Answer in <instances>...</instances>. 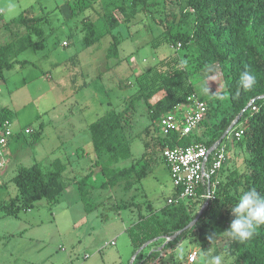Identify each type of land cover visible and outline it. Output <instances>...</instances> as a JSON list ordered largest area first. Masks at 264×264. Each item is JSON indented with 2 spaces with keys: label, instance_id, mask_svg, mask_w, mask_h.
<instances>
[{
  "label": "rangeland",
  "instance_id": "rangeland-1",
  "mask_svg": "<svg viewBox=\"0 0 264 264\" xmlns=\"http://www.w3.org/2000/svg\"><path fill=\"white\" fill-rule=\"evenodd\" d=\"M144 1L147 6L142 8L131 4V0H95L91 8L72 16L68 0H0L1 26L20 14L37 16L43 19L44 33L43 48L21 52L17 60L27 64L14 65L5 71L6 80H0V110L10 109L12 130L18 133L2 150L0 205L18 195L10 180L21 168L37 164L47 172L57 160L66 166L62 173L64 189L55 204L41 199L17 216L4 215L0 210V264H134L137 261L133 260L136 251L129 244L125 228L137 218L138 212L146 213L143 195L158 211L166 204L174 190L170 177L160 153L153 147L147 154L156 165H151L150 174L142 179L137 191L124 190V180L119 186L111 187L107 182L100 186L106 180L99 166H92L95 154L89 127L108 111L123 110L136 92L135 78L175 51L166 43L158 47L150 44L162 33L160 22L169 6L163 0ZM84 22L98 28L100 35L93 44L85 45L88 32ZM187 27L189 20L181 26ZM108 28L110 31L106 33ZM13 32L25 31L18 28ZM10 33L0 29V45L10 40ZM111 35L120 40L115 58L107 57ZM176 51L183 55L180 47ZM187 73L196 97L208 106L224 90L216 65L199 72L190 67ZM219 102L225 107L223 99ZM216 104L212 102L210 107L215 109ZM187 106V102L182 104L183 108ZM148 115L146 105L139 103L132 126L124 130V139L131 143V156L116 167L130 165L145 152V142L152 143L157 135H163L159 122L155 128L145 129L150 124ZM221 117L217 113L207 120V125ZM27 127L33 128L34 134H24ZM203 129L197 127L195 132L200 134ZM36 133L40 136L35 141ZM222 145L227 153L219 174L223 185L234 173L245 172L246 153L244 144L231 137ZM90 170L93 174L88 184L95 188L91 194L95 208L87 213L77 181ZM132 196L140 206L138 210L135 207L119 212L114 209L120 200L129 201ZM163 243V239L150 243L142 250L143 255L159 251ZM223 243L218 238L203 253L194 230L174 250L171 264H187L186 257L192 251L197 252L195 264H206V260L216 255H222L223 264H228L230 259L220 250Z\"/></svg>",
  "mask_w": 264,
  "mask_h": 264
},
{
  "label": "trees",
  "instance_id": "trees-1",
  "mask_svg": "<svg viewBox=\"0 0 264 264\" xmlns=\"http://www.w3.org/2000/svg\"><path fill=\"white\" fill-rule=\"evenodd\" d=\"M94 1L68 0V10L74 16L91 8ZM162 3L169 6L160 22L163 31L150 44L158 47L166 43L175 51L135 78L136 92L123 110H110L90 125V138L95 154L92 166H99L100 173L106 180L100 186L107 185L106 182L111 187L119 186L120 181L124 180V190L137 191L142 179L150 174L152 163H155L147 154L149 148L155 147L161 158L165 148L192 144H202L210 148L223 135L232 120L253 100L235 127L243 129L242 137L239 141L233 139L244 144L245 172L240 175L234 173L223 185L219 180L214 201L209 203L191 229L165 243L159 251L147 252L145 255L143 251L139 252L134 264H171L174 250L194 230L203 253L208 251L213 241L221 238L224 243L220 250L230 259L228 264H264V226H260L254 236L244 243L223 235L233 219L230 209L237 203L242 191L255 188L264 195V97L259 98L264 96V0H163ZM131 4L142 8L147 6L144 0H131ZM187 20L189 27L182 29L181 26ZM42 22V17L20 14L1 26L11 32V38L0 45V80H5V71L11 70L14 65L27 64L26 61L17 60L21 52L28 48L36 51L43 48ZM83 27L88 32L85 45L93 44L100 35L97 26L84 22ZM18 28L25 32H13ZM109 31L110 28L106 33ZM119 44V38L111 35L107 57L118 56ZM178 45L183 50L182 56L176 51ZM210 65L217 66L224 90L218 97L211 99L209 106L206 103L207 114L198 126L204 127L203 131L182 137L174 131L167 135H157L152 143H144L145 152L139 158L128 166L116 167L131 156V143L124 139V130L132 126L137 105L143 102L147 107L150 124L145 129L148 131L151 127L155 128L163 115L186 102L191 95H196L187 73L188 68L193 67L199 72ZM245 70L253 72L257 78L255 87L250 91L243 90L238 84L239 77ZM221 95L224 97L225 107L219 102ZM157 96L159 98L153 103L152 99ZM212 102L217 103L215 109L210 107ZM253 106L256 107L255 111L251 110ZM217 113L222 117L208 126L207 120L215 117ZM11 116L8 109H1L0 123L4 120L11 121ZM39 136L36 133L34 140H38ZM225 140L227 138L223 141ZM162 162L164 163L163 159ZM50 166L51 170L43 172L39 165L34 164L21 168L11 178L18 195L8 203L0 205L4 215L17 216L20 211L32 208L41 199L49 204L58 201L64 189L62 173L66 166L58 160ZM92 172L90 170L77 181L78 192L87 213L95 208L91 204V194L95 188L88 184ZM177 193L178 190H174L171 196ZM143 197L146 213L138 212L135 222L125 229L134 252L145 243L170 237L183 229L203 205L197 199H189L183 203L165 204L158 211L152 208L146 195ZM134 200V196L129 201L120 200L114 209L119 212L135 207L138 210L140 206ZM212 233L215 236L212 241H208L207 236Z\"/></svg>",
  "mask_w": 264,
  "mask_h": 264
},
{
  "label": "built area",
  "instance_id": "built-area-1",
  "mask_svg": "<svg viewBox=\"0 0 264 264\" xmlns=\"http://www.w3.org/2000/svg\"><path fill=\"white\" fill-rule=\"evenodd\" d=\"M179 47L180 45L177 46V48ZM186 102L188 103L186 108L179 104L171 112L161 117L159 123L163 135L172 131L181 137L190 135L205 119L207 104L204 101L193 94ZM251 110L255 111L256 107H251ZM23 132L29 135L33 130L26 128ZM15 135L17 132L12 130L10 120L0 123V158L3 157L2 150ZM242 135L241 127L234 128L230 132L231 139L236 141H239ZM162 159L168 169L173 189L178 190L176 195L167 198V205L183 203L189 199H197L200 204H203L206 199L209 200V203L214 201L219 185L218 173L227 159L226 149L222 142L210 148L202 144L172 149L165 148L162 151ZM196 258L197 252H190L186 259L187 264H194Z\"/></svg>",
  "mask_w": 264,
  "mask_h": 264
},
{
  "label": "clouds",
  "instance_id": "clouds-1",
  "mask_svg": "<svg viewBox=\"0 0 264 264\" xmlns=\"http://www.w3.org/2000/svg\"><path fill=\"white\" fill-rule=\"evenodd\" d=\"M256 83V75L248 70L241 73L238 81L239 86L245 91L252 90ZM219 98L224 99L222 95ZM230 213L233 219L223 235L240 243L250 240L257 229L264 226V195L255 188L242 191ZM214 236L215 233L208 235V241H212ZM223 261L222 255H216L206 260V264H223Z\"/></svg>",
  "mask_w": 264,
  "mask_h": 264
},
{
  "label": "water",
  "instance_id": "water-1",
  "mask_svg": "<svg viewBox=\"0 0 264 264\" xmlns=\"http://www.w3.org/2000/svg\"><path fill=\"white\" fill-rule=\"evenodd\" d=\"M264 96H261L259 98H263ZM253 102V100L232 120V122L230 123V125L227 127V129L224 131L223 135L215 142V144L213 145L214 147L219 145L225 138L228 137V135L230 134V132L236 127L237 123L239 122L240 118L242 117L243 113L247 110V108L250 106V104ZM209 205V200L206 199L203 203V205L201 206V208L198 210L196 216L194 217V219L192 221H190L183 229L177 231L176 233H174L172 236L170 237H165V238H160L163 239L164 243H167L168 241L174 240L176 237H178L182 232L187 231L189 229H191L196 221L199 219V217L202 215L203 211L205 210V208ZM159 239H155L154 241H157ZM148 242L145 243L144 245H142L138 250H136L135 252V256L133 258V260L136 258V256L138 255L139 252H141L146 246H148L150 243L154 242ZM162 245V246H163ZM162 248V247H161ZM160 248V249H161ZM159 249V250H160Z\"/></svg>",
  "mask_w": 264,
  "mask_h": 264
},
{
  "label": "crops",
  "instance_id": "crops-1",
  "mask_svg": "<svg viewBox=\"0 0 264 264\" xmlns=\"http://www.w3.org/2000/svg\"><path fill=\"white\" fill-rule=\"evenodd\" d=\"M0 29H1V25H0ZM4 77H5V75H4ZM5 80H6V77H5ZM5 80H2V82L5 81ZM71 82H72V80H71ZM2 84H3V83H2ZM0 94H1V87H0ZM26 104H27V103H26ZM26 104H24L23 107H25ZM28 104L30 105V102H28ZM2 109H3V108H2ZM6 109H8V108H6ZM8 110L10 111V109H8ZM10 112H11V111H10ZM11 114H12V113H11ZM27 128H30V127H27ZM25 129H26V128H25ZM31 129L33 130V128H31ZM33 132H34V130H33ZM154 132H155L154 134H156V129H154ZM17 134H18V133H17ZM155 136H156V135H155ZM16 137H17V135H15L12 139H14V138H16ZM12 139H11V140H12ZM11 140H10V141H11ZM10 141H9V142H10ZM9 142H8V143H9ZM7 145H8V144H7ZM81 154H82V153H81ZM155 165H156V163L153 164L152 166H155ZM165 166H166V165H165ZM166 169H167V167H166ZM167 172H168V169H167ZM83 177H84V176H83ZM83 177H82V178H83ZM173 191H174V190H173ZM135 220H136V219H135ZM135 220H134L133 222H135ZM133 222H132L131 224H133ZM131 224H130V225H131ZM130 225H129V226H130ZM126 228H127V227H126ZM126 228H125V229H126ZM125 234H126V233H125ZM128 240H129V239H128ZM129 244H130V243H129ZM131 248H132V247H131ZM133 252H134V251H133ZM149 252H151V251H149ZM149 252H148V253H149ZM131 264H132V263H131Z\"/></svg>",
  "mask_w": 264,
  "mask_h": 264
}]
</instances>
